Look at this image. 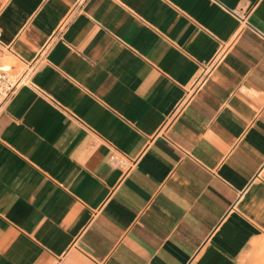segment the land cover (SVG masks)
I'll list each match as a JSON object with an SVG mask.
<instances>
[{
	"label": "crops",
	"instance_id": "1",
	"mask_svg": "<svg viewBox=\"0 0 264 264\" xmlns=\"http://www.w3.org/2000/svg\"><path fill=\"white\" fill-rule=\"evenodd\" d=\"M0 264H264V0H0Z\"/></svg>",
	"mask_w": 264,
	"mask_h": 264
},
{
	"label": "built area",
	"instance_id": "2",
	"mask_svg": "<svg viewBox=\"0 0 264 264\" xmlns=\"http://www.w3.org/2000/svg\"><path fill=\"white\" fill-rule=\"evenodd\" d=\"M4 52L5 47L0 42V103L14 96L29 72L15 70L12 64L3 61Z\"/></svg>",
	"mask_w": 264,
	"mask_h": 264
}]
</instances>
